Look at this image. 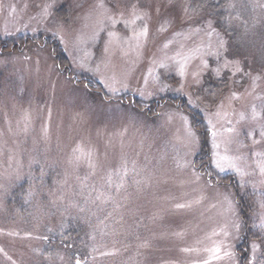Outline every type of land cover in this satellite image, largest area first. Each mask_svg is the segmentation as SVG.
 I'll use <instances>...</instances> for the list:
<instances>
[{
  "label": "rangeland",
  "instance_id": "1",
  "mask_svg": "<svg viewBox=\"0 0 264 264\" xmlns=\"http://www.w3.org/2000/svg\"><path fill=\"white\" fill-rule=\"evenodd\" d=\"M198 1L0 0V264H264V0Z\"/></svg>",
  "mask_w": 264,
  "mask_h": 264
},
{
  "label": "snow or ice",
  "instance_id": "2",
  "mask_svg": "<svg viewBox=\"0 0 264 264\" xmlns=\"http://www.w3.org/2000/svg\"><path fill=\"white\" fill-rule=\"evenodd\" d=\"M133 7L135 8V6H133ZM133 16H134V19H132L130 21L129 20H125L124 21L125 27H129L130 25H135L136 20H142L143 19V16L136 15L135 14V11L133 12ZM106 21H110L113 26H115L116 23H117V20L113 19L111 16L105 17L104 19H102L100 21V23L103 25ZM147 31H148L147 24H144V26L141 29H139V31H135V30L133 31V36L131 37V39H135L138 42L139 39H140V37H145L147 35ZM108 35H109V37H113L116 34L113 33V32H109ZM224 43L225 42L223 40H221L220 41V46L223 47L224 46ZM204 64H205V66H207V61H204ZM225 67H227V64L225 65ZM236 70L237 71H240L239 67H237ZM180 74L183 75V65H181ZM233 95H235V94H233ZM254 115H255V113H254ZM228 131L231 132L232 129H228ZM189 135L194 136L195 134L190 131L189 132ZM215 135H216V133L213 132V137H215ZM261 135L264 136V132H262ZM218 147H219V145L216 144L215 143V140H214L213 141V149H217ZM213 163L221 171H224L225 170V167H228V168L234 169L237 172V174L243 175L240 172V169L236 166V164L232 162V159L230 157H228V156L220 157L219 154L216 151H213ZM257 166L259 168L260 174L261 175H264V163H259ZM262 195H264V193H262ZM178 207H182V205H178ZM261 207L264 208V203L261 204ZM259 226L262 229H264V218L261 219V223H260ZM237 227H239V225H237ZM251 247H252L253 253H255V250L258 247V245L256 243H253ZM211 251L213 253H218L220 251V249L219 248H214ZM225 255H230V253H225ZM76 264H80V261L77 260ZM203 264H208V261H204ZM248 264H251V261H249Z\"/></svg>",
  "mask_w": 264,
  "mask_h": 264
},
{
  "label": "trees",
  "instance_id": "3",
  "mask_svg": "<svg viewBox=\"0 0 264 264\" xmlns=\"http://www.w3.org/2000/svg\"><path fill=\"white\" fill-rule=\"evenodd\" d=\"M204 1L206 2L205 4H207V5H209V6H212L213 8H216V9H218V11H216L217 12V14H218V17H225L226 15H227V13L225 14V12H224V9L226 8V10H227V4H228V0H222V4L219 6V7H216L215 6V4H214V0H200V1H198V4L200 5H202L203 3H204ZM201 160L203 161L204 160V157H202L201 158ZM204 166V168H205V166L207 167V164H204L203 165ZM64 233H66V236L67 237H69L68 235H69V231L66 229V230H64ZM60 243V245L62 246V247H68V246H70L69 245V242H67V241H60L59 242Z\"/></svg>",
  "mask_w": 264,
  "mask_h": 264
}]
</instances>
